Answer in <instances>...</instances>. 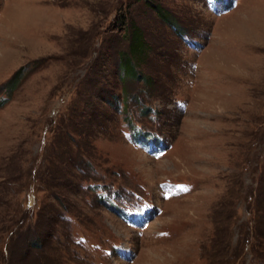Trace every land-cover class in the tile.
<instances>
[{"label": "rangeland", "instance_id": "1", "mask_svg": "<svg viewBox=\"0 0 264 264\" xmlns=\"http://www.w3.org/2000/svg\"><path fill=\"white\" fill-rule=\"evenodd\" d=\"M151 1L0 0V264H264V0Z\"/></svg>", "mask_w": 264, "mask_h": 264}, {"label": "trees", "instance_id": "2", "mask_svg": "<svg viewBox=\"0 0 264 264\" xmlns=\"http://www.w3.org/2000/svg\"><path fill=\"white\" fill-rule=\"evenodd\" d=\"M146 1L149 4L153 5L154 8H156L155 11L159 14V16L162 19H166L165 16H163V13H161V9L157 7L156 3L154 5V3L151 0H146ZM118 20L120 22H123V18L121 16L118 18ZM167 21H170V18ZM169 23L173 24L171 22ZM176 28H179V26H176ZM126 36L129 39L128 52L126 53L125 57H123L122 59L120 58L119 60L120 62L123 63L122 65L123 70L132 73L134 70V66L137 65V63H139L138 57L140 56V54H142L145 51L146 48L140 30H137L136 28L133 27L131 28V33L126 32ZM20 71L21 69L18 70L16 75L12 77V79H10V81L8 82L7 84L8 91L15 85L16 80L20 74ZM146 80H149V78L146 77L145 81ZM110 96L112 97V99H115L117 97L113 93Z\"/></svg>", "mask_w": 264, "mask_h": 264}]
</instances>
